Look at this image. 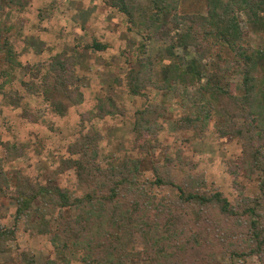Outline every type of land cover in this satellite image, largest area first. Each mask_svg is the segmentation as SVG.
<instances>
[{"label": "trees", "instance_id": "1", "mask_svg": "<svg viewBox=\"0 0 264 264\" xmlns=\"http://www.w3.org/2000/svg\"><path fill=\"white\" fill-rule=\"evenodd\" d=\"M13 3L20 9L27 5L16 0H12ZM178 5L179 0H153L145 22L148 38L158 34L165 23L168 24L169 16L177 12ZM112 6L125 15L133 14V8L126 4V0H116ZM207 7L206 16L175 14L172 17L173 20L180 19L178 24L183 21L188 24L180 35L179 47L187 48L190 43L196 49L200 48L192 59L184 58L187 62L183 66L178 62L168 64L156 81L153 59L149 57L146 62H141L147 50L143 44L126 69L123 82L129 94L146 99L134 113L132 148L140 157H112V161H105L107 166L101 162L103 134L91 124L127 113V109L110 95L97 98L93 109L81 115L79 128L74 131L77 137L67 149L69 156L61 158L60 165L48 173L44 182L35 181L22 171L4 170L3 162L15 161L25 151L21 145H4L7 157L0 159V212L3 201L7 199L14 205L15 213L13 227L0 226V254L11 251L10 242L16 241L23 230L49 238L59 251L60 259L48 260L45 264H71V260L63 257L67 253L78 255L83 264H127L129 258L140 257L137 244L144 243H151L152 247L157 248L154 251L157 257H165L172 240L161 232L159 220L177 211L184 212L186 218L185 222L179 217L174 218L172 231L178 235L180 227L200 228L196 232V239H200V235L205 238V235L212 242L205 249L215 253L222 250L221 231H224L216 221L240 214L249 217L247 252H234V255H256L264 262V47L255 51L243 47L247 34L239 18V14L244 13L251 21L260 24L264 0H207ZM3 24L0 18V59L12 71L21 69L29 73L26 79L19 81L18 75L8 69L1 71L0 76L4 80L0 91L8 105L22 110L20 117L33 124H39L42 120L37 113L23 109L26 96L42 97L46 109L62 118L68 116L72 108L83 105L85 96L78 85L80 78L67 53L56 54L48 63L26 67L9 37L1 35ZM5 29L8 34L12 28L7 26ZM91 48L103 51L107 47L94 42ZM215 48L221 54L226 50L233 53L235 68L243 80V91L240 95L235 94L231 89L218 86L215 80L207 81L201 94L205 101L191 107L190 113L179 120L175 127L203 136L215 120L222 137H230L241 143L243 156L235 177H256L262 196L238 209L232 207L221 192L205 191L203 178L186 172L184 163L180 162L183 161L181 156L176 159L165 152L163 160L159 157V162L153 165L156 179L152 182L142 181L143 169L147 164L143 157L156 156L154 150L161 146L159 135L165 129L164 122L168 115L166 107L150 100V88L173 93L177 85L187 88L202 82L205 79L203 61ZM18 81L25 96L17 91H3L6 86L15 85ZM158 82L161 86H156ZM147 159L150 160V157ZM69 171L76 175L75 192L62 188L59 183V178ZM161 191L173 195L177 204L181 205L167 201L165 192ZM76 192L82 194L79 196ZM198 221L202 224H197ZM216 236L219 238L214 241ZM171 238L175 239L174 236ZM143 251L147 254L153 248L144 247ZM20 264H36V261L23 253Z\"/></svg>", "mask_w": 264, "mask_h": 264}, {"label": "rangeland", "instance_id": "2", "mask_svg": "<svg viewBox=\"0 0 264 264\" xmlns=\"http://www.w3.org/2000/svg\"><path fill=\"white\" fill-rule=\"evenodd\" d=\"M16 1L26 2L27 5L20 9L15 3L11 4L12 0H0V18L4 22L1 35L9 37L15 50L21 54L20 61L26 67L48 63L56 54L67 53L80 78L78 85L82 87L85 101L83 105L72 108L68 116L62 118L46 109L42 97L26 96L23 109H29L41 116L42 121L33 124L21 118L22 110H15L9 106L3 92L0 91V159L7 157L5 144L21 145L25 150L23 156L15 161L5 164L3 162L4 170L22 171L35 181L44 182L48 173L60 165L61 158L69 156L67 149L77 137L74 131L79 128L81 115L91 111L97 104V98L104 95L112 96L117 103L127 109V113L115 119L94 121L91 124L103 134L100 145L103 166H107L106 162L112 161V157L122 158L127 155L138 157V153L132 148L134 113L141 108L146 99L129 94L123 82L126 69L130 66L135 53L140 50L139 46L143 44L147 50L141 62H146V58L149 57L153 59L156 81L168 64L178 62L183 66L186 60L192 59L200 48L196 49L190 43L187 44V48L179 47L180 35L185 32L188 24L186 25L185 21L178 24L180 19L173 20L172 17L175 14L206 16L207 0H179L177 12L169 16L168 24L165 23L161 31L152 38H148L145 22L153 0H126V4L133 8L132 16L114 8L112 5L116 0ZM260 12V24L251 21L244 13L239 14L241 27L247 34L243 43L247 50L255 51L264 47V25L261 26V23L264 24V7ZM7 26L12 28L8 34L5 29ZM94 42L106 46V50L94 51L91 48ZM171 48L172 53H169ZM219 54L220 51L215 48L214 52L208 53L205 57L203 61L205 79L200 83L189 85L187 88L177 85L173 93L150 88V100L166 107L168 115L164 122L165 129L159 135L161 146L154 150L156 156L143 157L147 164L143 169L142 181L152 182L156 179L152 168L159 162L157 158L163 160L165 152L176 159L181 156L183 161L180 162L184 163L185 171L192 176L198 174L203 178L205 191L221 192L232 207L238 209L262 196L261 186L256 177L247 178L245 175L235 177L243 156L241 143L230 137H222L217 131L215 120L210 123L203 136L194 134L192 130L180 131L175 127L179 120L190 113L191 107L205 101L201 94L202 87L207 81L215 80L218 86L231 89L235 94L240 95L243 91V80L235 68L236 60L233 53L226 50L222 52L221 57ZM5 69L18 75L19 81L26 79V75L29 74L21 69L12 71L9 65L0 59V75ZM3 80L0 76V86ZM19 81L15 85L6 86L3 91H17L25 96ZM156 86H161V83L158 82ZM76 181L73 171L66 172L59 178L60 186L71 192H75ZM76 193L79 196L82 194ZM165 194L167 201L172 200L170 203L177 204L173 195L167 192ZM14 213V205L9 200H4L0 212V226L13 227ZM174 213L169 214L171 216L167 215L164 220H159L161 232L172 240L165 257H157L154 254L157 248L152 247L151 243L137 244V250L141 255L139 258H129L127 264H168L174 261V264L264 263L256 255L252 257L234 255V252H247L249 217L240 214L238 217L216 221L217 226L224 228V231H221L222 250L215 253L205 249L212 243L205 235V238L200 235V239H196V232L200 229L198 227L192 229L190 226H184L183 229L180 227L176 235L172 231V221L178 217L184 221L186 217L184 212ZM197 224L202 223L198 221ZM208 226L211 225L208 223ZM218 238L216 236L214 241ZM9 247L11 249L9 253L0 254V264H20L23 253L33 257L36 264H45L48 260L61 258L49 238L25 233L23 230L18 234L16 241L10 242ZM144 247L153 248V251L144 254ZM63 257L71 260V264H83L78 255L67 253ZM169 259L171 261H168Z\"/></svg>", "mask_w": 264, "mask_h": 264}]
</instances>
